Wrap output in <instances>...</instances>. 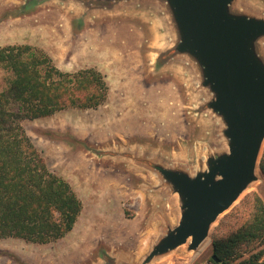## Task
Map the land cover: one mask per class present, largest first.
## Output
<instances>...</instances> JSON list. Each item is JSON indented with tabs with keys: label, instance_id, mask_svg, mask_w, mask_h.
<instances>
[{
	"label": "rangeland",
	"instance_id": "1",
	"mask_svg": "<svg viewBox=\"0 0 264 264\" xmlns=\"http://www.w3.org/2000/svg\"><path fill=\"white\" fill-rule=\"evenodd\" d=\"M152 7L122 3L87 12L74 0H0V47L29 45L65 72L94 68L108 88L97 108L19 120L82 208L59 240L0 238V264H103L105 254L116 264H141L180 218L177 194L147 162L194 175L206 168L208 155L227 150L220 119L204 106L210 94L201 89L200 76L177 60L155 63L169 44L168 34L159 33L160 18L148 12ZM235 7L264 15V0H235ZM7 76L0 67V89ZM256 176L197 250L183 244L147 264H212L213 243L237 240L253 217L254 197L264 204L259 168ZM234 247L243 258L264 244L239 241Z\"/></svg>",
	"mask_w": 264,
	"mask_h": 264
},
{
	"label": "water",
	"instance_id": "2",
	"mask_svg": "<svg viewBox=\"0 0 264 264\" xmlns=\"http://www.w3.org/2000/svg\"><path fill=\"white\" fill-rule=\"evenodd\" d=\"M87 12L107 10L122 3L154 5L148 12L168 34L169 45L156 53L164 65L173 55H185V68L200 76V87L210 94L204 106L222 123L227 150L208 155L206 168L194 175L147 162L177 194L180 218L153 245L141 264L187 244L195 251L208 237L211 225L257 180L256 169L264 144V60L257 53L264 39V15L239 10L235 0H74ZM236 9H235V8ZM179 61V60H177ZM103 264H116L108 255ZM212 259L218 261L215 255ZM113 263H108L107 261Z\"/></svg>",
	"mask_w": 264,
	"mask_h": 264
},
{
	"label": "trees",
	"instance_id": "3",
	"mask_svg": "<svg viewBox=\"0 0 264 264\" xmlns=\"http://www.w3.org/2000/svg\"><path fill=\"white\" fill-rule=\"evenodd\" d=\"M0 67L8 74L0 89V238L50 243L73 229L82 205L71 185L49 170L19 120L69 107L97 108L106 99L107 84L94 68L62 71L29 45L0 47ZM258 167L264 179V147ZM253 208L234 245L230 240L213 243L218 261L212 264H264V247L243 258L234 247L239 241L264 244V204L258 196Z\"/></svg>",
	"mask_w": 264,
	"mask_h": 264
},
{
	"label": "crops",
	"instance_id": "4",
	"mask_svg": "<svg viewBox=\"0 0 264 264\" xmlns=\"http://www.w3.org/2000/svg\"><path fill=\"white\" fill-rule=\"evenodd\" d=\"M159 10L163 13V16H165V18L167 17V10L165 7V4L161 1V0H156ZM257 53L259 54V56L264 60V39H262L258 45H257ZM172 61V60H179V61H184V62H188L189 65L191 63V60L185 56V55H173L171 58H169L167 61ZM76 223V222H75ZM75 225V224H74ZM69 233V232H68ZM59 240V239H58Z\"/></svg>",
	"mask_w": 264,
	"mask_h": 264
}]
</instances>
